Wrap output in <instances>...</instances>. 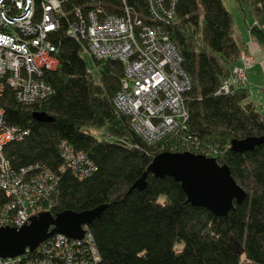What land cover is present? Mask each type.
Wrapping results in <instances>:
<instances>
[{
	"label": "trees",
	"instance_id": "1",
	"mask_svg": "<svg viewBox=\"0 0 264 264\" xmlns=\"http://www.w3.org/2000/svg\"><path fill=\"white\" fill-rule=\"evenodd\" d=\"M174 2L177 18L164 28L192 79L185 93L189 116L177 133L155 143L141 138L114 104L124 64L94 59L90 71L82 56L87 43L69 32L79 19L77 8L85 18L97 5L108 14H122L123 0L65 2L59 28L48 35L59 60L58 68L45 69L42 75L51 94L30 105L19 102L11 87L0 95L8 124L29 130L23 139L5 146L12 167L49 169L57 176L49 210L81 212L107 205L88 225L99 258L86 244L74 250L76 264H264V143L245 152L231 149L233 139L264 134V105L259 111L247 100L249 87L219 92L241 51L224 0ZM128 4L149 16L146 0ZM252 5L263 21L264 0H252ZM36 6L41 11V0ZM250 31L264 42V31L253 26ZM34 112H46L53 120L38 121ZM93 128L104 129V137L93 134ZM189 141L211 148V155L227 164L246 190V199L235 203L227 216L188 202L181 183L170 176L148 174L144 189L133 188L156 155L185 151ZM63 143L85 153L90 164L78 171L61 170L66 163ZM46 245L54 249L55 239ZM54 254L43 248L30 251L21 264H40L43 259L66 264Z\"/></svg>",
	"mask_w": 264,
	"mask_h": 264
},
{
	"label": "built area",
	"instance_id": "2",
	"mask_svg": "<svg viewBox=\"0 0 264 264\" xmlns=\"http://www.w3.org/2000/svg\"><path fill=\"white\" fill-rule=\"evenodd\" d=\"M68 1L74 0H41V11H38L36 0H0V95L11 87L19 102L30 105L51 94V87L42 75L45 69L58 68L59 60L48 35L59 28V16L64 15V3ZM123 1L122 14H108L97 5L85 18L77 8L79 19L71 24L69 32L87 43L84 51L94 59L118 60L124 64V76L114 104L129 118L132 129L141 138L155 143L185 128L189 116L185 93L191 89L192 79L183 67V56L164 28L177 18L173 10L175 2L146 0L149 16H145L130 6L129 0ZM253 27L264 31V20L257 19ZM243 48L239 62L222 81L219 92L227 94L249 87L247 72L254 59L251 51ZM28 132L8 124L0 104V227L19 228L29 223L33 215L50 211L54 204L52 195L58 179L53 171L33 172L38 167L18 171L6 157V144L23 139ZM189 144L192 148L199 145L191 141ZM62 155L66 163L61 170L71 167L78 171L90 164L85 153L75 151L68 143L62 144ZM84 229L83 238L56 233L36 249L28 248L24 255L0 257V264H21L30 251L41 248L47 253L54 251L55 259L76 264L74 250L86 244L98 259L88 225ZM53 239L55 248L51 250L46 244ZM52 262L53 259H43L40 264Z\"/></svg>",
	"mask_w": 264,
	"mask_h": 264
},
{
	"label": "water",
	"instance_id": "3",
	"mask_svg": "<svg viewBox=\"0 0 264 264\" xmlns=\"http://www.w3.org/2000/svg\"><path fill=\"white\" fill-rule=\"evenodd\" d=\"M38 121H52L46 112H34ZM264 143V134L236 138L231 142V149L245 152ZM148 174L163 178L173 177L181 183L187 195V201L204 207L217 216H227L234 209L235 203L243 202L247 192L238 183L227 164H221L217 158L208 157L191 151L162 152L156 155L147 171L138 179L133 188L144 189ZM106 204L93 209L77 212L65 210L59 213L43 211L30 218V222L21 226L0 227V257H16L26 253L27 249H36L53 234L61 233L72 238H83L84 226L90 225L99 217Z\"/></svg>",
	"mask_w": 264,
	"mask_h": 264
},
{
	"label": "rangeland",
	"instance_id": "4",
	"mask_svg": "<svg viewBox=\"0 0 264 264\" xmlns=\"http://www.w3.org/2000/svg\"><path fill=\"white\" fill-rule=\"evenodd\" d=\"M224 3L232 15L234 22L233 35L240 44L241 50L244 49L243 47H246L253 55L254 62L251 64V69L247 72L250 81V96L247 100L252 101L256 109L261 111L264 105V42L259 41L250 31L255 21L259 20V18L253 10L252 0H224ZM82 56L87 63L88 69L94 71V58L86 51L82 52ZM104 131V129H91V132L98 137H104ZM210 149L209 147L199 145L193 149L187 143L185 151L192 150L195 151L194 153L207 154L208 157H213V155H210Z\"/></svg>",
	"mask_w": 264,
	"mask_h": 264
}]
</instances>
